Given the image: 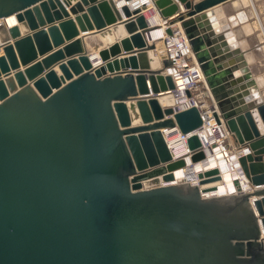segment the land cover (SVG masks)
<instances>
[{
	"label": "water",
	"instance_id": "95a60500",
	"mask_svg": "<svg viewBox=\"0 0 264 264\" xmlns=\"http://www.w3.org/2000/svg\"><path fill=\"white\" fill-rule=\"evenodd\" d=\"M132 1L0 0V21H16L0 22V264H264V83L220 29L223 7L243 0H151L185 34L216 121L249 150L239 164L250 191L235 181L219 198L202 197L216 169L198 186H160L185 166L162 131L189 134L201 119L160 105L170 63L149 65V7ZM87 32L104 43L97 61ZM187 146L192 164L203 159L196 136Z\"/></svg>",
	"mask_w": 264,
	"mask_h": 264
},
{
	"label": "built area",
	"instance_id": "2783aa9c",
	"mask_svg": "<svg viewBox=\"0 0 264 264\" xmlns=\"http://www.w3.org/2000/svg\"><path fill=\"white\" fill-rule=\"evenodd\" d=\"M146 6L149 7V9L143 12V14L149 26H151L148 19L149 13H156V11L153 8L151 0L147 1ZM130 7L133 8L134 5L131 4ZM150 9H153V11ZM0 22L5 25L6 29L11 27L7 24V20L6 22L4 20ZM158 27L162 28L161 37L159 38L162 56L170 63L169 67L164 70V75L169 76L175 85L172 91L165 93V95H170V97L174 99V103L170 108L174 113L195 108L201 119V126L189 134H181L177 128L162 131L167 148H169L168 150L172 158V163L174 161L183 160L185 162L183 168L196 165L199 166L200 171L196 173L195 184H189L198 186V174L213 170L206 168L208 163L216 162L219 167L221 164L229 165L231 162H235L236 171L248 186V182L240 167L239 159L247 155L249 150L240 147L234 148L232 146L234 141L232 134L222 121H216V116L219 115L218 109L180 25L170 24L169 21L160 19ZM167 29H170L171 35L166 34ZM192 136L197 137L200 143L199 151L202 152L204 156L201 161L195 164L191 163L190 159L193 153L188 150L189 148L187 146V141ZM216 170H218V176L222 180L221 170ZM161 182L160 177V186L169 184H161ZM233 182H235V180ZM248 191H250L249 186L246 192ZM234 194H236V191L230 195ZM202 197L208 198L204 195H202Z\"/></svg>",
	"mask_w": 264,
	"mask_h": 264
},
{
	"label": "crops",
	"instance_id": "0c3cea01",
	"mask_svg": "<svg viewBox=\"0 0 264 264\" xmlns=\"http://www.w3.org/2000/svg\"><path fill=\"white\" fill-rule=\"evenodd\" d=\"M200 1V0H192ZM71 6L67 8L69 12ZM153 11V9H150ZM149 11V12H151ZM156 13H149L154 15ZM223 20L225 25H220V29L229 28L233 32L238 43H243V48L246 51L247 58L251 61L250 68L254 72V77L264 83V0H243L232 1L225 5L222 9ZM157 15V14H156ZM70 17H73L70 14ZM123 21H126L123 20ZM94 32L80 33L78 37L83 38L85 49L88 53H96L100 49H104V43L93 36L94 43H89V36ZM160 49V48H159ZM136 51V50H134ZM159 55V53L156 51ZM264 85V84H263ZM264 91V89H263ZM233 147H238L233 141Z\"/></svg>",
	"mask_w": 264,
	"mask_h": 264
},
{
	"label": "bare ground",
	"instance_id": "6f19581e",
	"mask_svg": "<svg viewBox=\"0 0 264 264\" xmlns=\"http://www.w3.org/2000/svg\"><path fill=\"white\" fill-rule=\"evenodd\" d=\"M66 1V0H64ZM68 1V0H67ZM148 0H133L131 4L134 5L133 8H141L144 7L147 4ZM71 8H73L72 5ZM150 21V25L153 28V32L151 34L152 40L156 43L157 47V52H159V45L160 41L159 38L161 37L162 33V28L158 27L159 24V16L154 14V15H149L148 17ZM7 24L9 26L15 25L16 21L14 17H9L7 19ZM96 53H91V59L92 61H97L96 58ZM150 63L149 65L153 67V69H158L160 66V59L161 57L158 54L151 55L149 56ZM98 63V62H97ZM96 63V65H97ZM145 65L146 62H143ZM158 101L162 107H171L172 104L174 103V99L170 97V95H162L158 98ZM207 169H220L221 170V177L222 180L220 183L214 185L213 190H209L208 192H205L203 195L205 197L211 198V197H223V196H228L230 194H233L236 191V183L241 187L242 191L246 192L247 191V184L243 181V178L238 174L236 171V164L235 162H231L229 165H223L221 164L218 167V164L216 162H211L206 165ZM200 171L199 166H191V167H186V168H180L172 172V180L169 182L168 185L172 184H178V183H186V184H195V177L196 173ZM162 181V180H161ZM163 181L161 182V184Z\"/></svg>",
	"mask_w": 264,
	"mask_h": 264
},
{
	"label": "rangeland",
	"instance_id": "374dc122",
	"mask_svg": "<svg viewBox=\"0 0 264 264\" xmlns=\"http://www.w3.org/2000/svg\"><path fill=\"white\" fill-rule=\"evenodd\" d=\"M159 48H160V49H159L160 51H159L158 53H159V56L162 57L161 42H160Z\"/></svg>",
	"mask_w": 264,
	"mask_h": 264
}]
</instances>
